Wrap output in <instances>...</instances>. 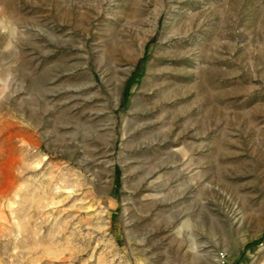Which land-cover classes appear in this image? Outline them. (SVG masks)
<instances>
[{
	"label": "rangeland",
	"instance_id": "obj_1",
	"mask_svg": "<svg viewBox=\"0 0 264 264\" xmlns=\"http://www.w3.org/2000/svg\"><path fill=\"white\" fill-rule=\"evenodd\" d=\"M0 264H264V0H0Z\"/></svg>",
	"mask_w": 264,
	"mask_h": 264
}]
</instances>
